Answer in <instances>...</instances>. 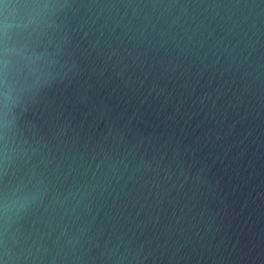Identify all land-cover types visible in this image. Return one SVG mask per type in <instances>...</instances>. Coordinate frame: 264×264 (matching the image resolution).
I'll use <instances>...</instances> for the list:
<instances>
[{
    "label": "water",
    "instance_id": "obj_1",
    "mask_svg": "<svg viewBox=\"0 0 264 264\" xmlns=\"http://www.w3.org/2000/svg\"><path fill=\"white\" fill-rule=\"evenodd\" d=\"M0 264H264V0H0Z\"/></svg>",
    "mask_w": 264,
    "mask_h": 264
}]
</instances>
